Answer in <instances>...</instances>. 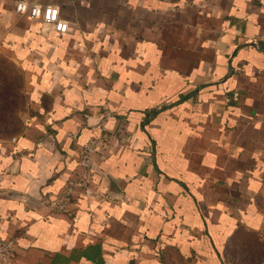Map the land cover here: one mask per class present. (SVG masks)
<instances>
[{
    "label": "crops",
    "instance_id": "1",
    "mask_svg": "<svg viewBox=\"0 0 264 264\" xmlns=\"http://www.w3.org/2000/svg\"><path fill=\"white\" fill-rule=\"evenodd\" d=\"M0 0L20 128L0 131L14 264H264V0ZM104 134L92 194L43 201Z\"/></svg>",
    "mask_w": 264,
    "mask_h": 264
},
{
    "label": "built area",
    "instance_id": "2",
    "mask_svg": "<svg viewBox=\"0 0 264 264\" xmlns=\"http://www.w3.org/2000/svg\"><path fill=\"white\" fill-rule=\"evenodd\" d=\"M15 10L19 14H28L32 18L40 19L42 23H46L58 32H64L67 29V23L61 18L57 6L40 4L30 0H17ZM103 140H105L104 134L92 136L79 147L77 175L67 181L65 187L56 197L43 201V205L50 212H68L73 205L74 197L80 191L86 196L92 194L91 184L95 168L94 156ZM16 246V237L0 240V264H14Z\"/></svg>",
    "mask_w": 264,
    "mask_h": 264
},
{
    "label": "rangeland",
    "instance_id": "3",
    "mask_svg": "<svg viewBox=\"0 0 264 264\" xmlns=\"http://www.w3.org/2000/svg\"><path fill=\"white\" fill-rule=\"evenodd\" d=\"M21 73L14 62L0 51V131L13 135L20 128L19 111L25 107Z\"/></svg>",
    "mask_w": 264,
    "mask_h": 264
}]
</instances>
